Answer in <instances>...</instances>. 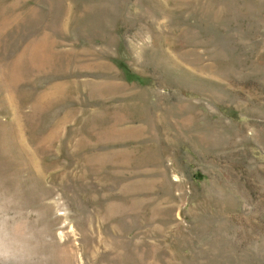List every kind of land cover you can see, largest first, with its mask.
Returning <instances> with one entry per match:
<instances>
[{"label": "rangeland", "instance_id": "obj_1", "mask_svg": "<svg viewBox=\"0 0 264 264\" xmlns=\"http://www.w3.org/2000/svg\"><path fill=\"white\" fill-rule=\"evenodd\" d=\"M0 201L33 264H264V0H0Z\"/></svg>", "mask_w": 264, "mask_h": 264}, {"label": "clouds", "instance_id": "obj_2", "mask_svg": "<svg viewBox=\"0 0 264 264\" xmlns=\"http://www.w3.org/2000/svg\"><path fill=\"white\" fill-rule=\"evenodd\" d=\"M33 220L23 213L13 216L0 201V264H33L34 254L44 244ZM9 237L12 242L6 243Z\"/></svg>", "mask_w": 264, "mask_h": 264}]
</instances>
